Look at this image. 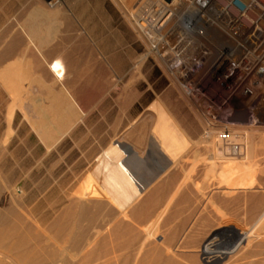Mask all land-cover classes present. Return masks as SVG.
<instances>
[{
    "label": "rangeland",
    "instance_id": "obj_1",
    "mask_svg": "<svg viewBox=\"0 0 264 264\" xmlns=\"http://www.w3.org/2000/svg\"><path fill=\"white\" fill-rule=\"evenodd\" d=\"M47 1L0 0V45L3 43L0 46V69L8 62L14 72L19 70L17 65L21 63L24 69L37 73L20 76L15 70L12 77L0 78V219L8 221L4 230H9L12 222L19 221L20 225L39 226L44 244L49 243L59 252L54 264L81 262L84 254L81 249L73 248V241L59 235L60 227L67 233L82 230L90 238L88 240L87 237L85 243L89 247L87 249L94 253L97 251L93 258H100L93 259L90 264H103L105 261L109 264H165L170 261V264L172 261L176 264H210L202 257L203 247L200 246L203 239L217 237L213 233L218 229L216 207L223 198L214 193L219 165L212 173L208 171L206 174L209 164L219 162L213 151L215 138L212 136L237 132L236 135L245 138L249 132H255L256 141L263 145L264 95L229 98L221 93L220 86L212 82L200 83L202 92L191 95L177 73L167 67L164 58L152 52L150 31L143 30L139 24H132L125 2L121 3L122 11L113 0H60L63 10L50 13L56 7L49 6ZM155 1L157 3V0H140L141 9L137 14H151ZM32 14L38 18L37 21L40 20L37 29L29 27L30 23L26 24ZM31 37L39 50L33 45L28 47ZM16 46H21L16 51L18 53H7ZM54 46H59L66 60L67 73L61 82L51 75L46 63L54 56ZM160 119L169 122L172 129L169 135H179L178 148L181 150L176 151V146L169 143V136L164 138L163 144L156 143L154 134L162 122ZM254 119L257 121L253 123ZM257 127L259 130L255 131ZM155 147L161 152L153 151ZM126 150L144 158L147 163L139 167L137 173L152 165L156 167L165 160V156L176 153L175 159L159 171L156 179H161L158 181L162 185L155 179L154 186L125 212L128 217L132 215L131 220L115 204L121 195L119 191L122 193L127 183L119 186L113 198L109 185L107 189L103 187L104 178L118 174L119 159ZM243 160H240L242 166L240 161L233 163V166L238 165L236 179L239 190L228 197L234 200L227 214L229 218L233 216L229 220L237 227L251 224V215L247 213L249 205L253 202L264 204V184L259 186L256 181L252 185L247 183L248 176L251 173L256 175V172L244 166L251 161ZM208 189L213 194V201L206 205L201 199ZM172 204H176L175 208ZM81 207H89L88 215L83 219H79ZM177 207L179 211L176 213ZM77 221L80 222L78 226L74 224ZM132 230H135L134 238ZM122 237H127V240L132 237L133 246L122 249ZM113 248L115 251L118 249L116 253L111 250ZM0 249V259L4 257V264H18L12 255L8 254L10 258L5 256V249ZM107 249L112 254L108 252L109 255L103 256ZM259 257L264 258V255ZM240 259L241 256L233 255L219 264H248L250 259L259 258Z\"/></svg>",
    "mask_w": 264,
    "mask_h": 264
},
{
    "label": "bare ground",
    "instance_id": "obj_2",
    "mask_svg": "<svg viewBox=\"0 0 264 264\" xmlns=\"http://www.w3.org/2000/svg\"><path fill=\"white\" fill-rule=\"evenodd\" d=\"M114 3L119 7L121 8V3L125 2L127 3V11H128V15L131 17L132 19V24H139V27L142 28L143 30H150L151 29V22H150V14H147L146 12L143 13L141 16L138 15L137 13L140 11L141 9V5H140V0H113ZM48 5L52 6L54 5L56 8L54 11H49L48 9H46V11L48 10L50 13H57V12H60L62 9V4H61V1L60 0H49L47 1ZM156 4V1L155 3ZM66 5V4H65ZM143 5V4H142ZM48 6V7H49ZM146 7V6H145ZM144 7V8H145ZM149 7V5L147 6ZM123 8V6H122ZM121 8V9H122ZM143 8V7H142ZM143 8V9H144ZM150 8V7H149ZM52 9V8H51ZM66 10V9H65ZM68 10V9H67ZM148 10V9H147ZM34 11V10H33ZM123 11V9H122ZM152 10H150L149 13H151ZM67 12V11H66ZM54 13V14H55ZM142 13V12H141ZM137 14V16H136ZM140 14V13H139ZM38 16V15H37ZM31 18H29V20L26 21V24L27 23H30L31 26L29 27H32V28H36L37 29V26L40 24L39 21H37V19H35V16L32 14L30 15ZM59 17V16H58ZM73 19V18H72ZM71 24V23H70ZM13 25V24H11ZM68 25V24H67ZM27 26V25H26ZM25 26V27H26ZM70 26V25H68ZM72 26V25H71ZM10 27V26H9ZM52 27V25H51ZM28 28V27H27ZM54 28V27H53ZM15 29V28H14ZM52 29V28H51ZM6 30V29H5ZM35 29H33L34 31ZM75 30V29H74ZM9 31V30H8ZM32 30H30L31 32ZM57 31V30H56ZM13 32V31H12ZM29 32V33H30ZM137 32V31H136ZM34 33V32H33ZM13 34V33H12ZM27 34V32H26ZM31 34V33H30ZM80 34V33H79ZM10 35V34H8ZM32 36V34H31ZM1 37V36H0ZM12 37V36H11ZM148 37V36H146ZM143 38V37H142ZM9 39V37L6 39V41ZM20 39V38H19ZM18 40V39H17ZM6 41H4V43H6ZM15 41V40H14ZM2 42V41H0ZM151 42V41H150ZM21 43V42H20ZM78 43V42H77ZM13 45L15 44L14 42L12 43ZM11 44V45H12ZM80 44V43H78ZM3 45V43H2ZM0 45V46H2ZM34 46L36 49L39 50V47L38 45L35 43L33 37H31V39H29V42H28V47L30 46ZM4 47V46H3ZM2 47V48H3ZM8 48V46H6ZM17 47V46H16ZM19 47V46H18ZM13 48L11 47L7 52L8 54H15V53H18L16 52L19 48ZM27 46H25L26 48ZM24 48V47H23ZM5 50V49H4ZM20 50H22L21 52H23V49L21 48ZM53 50L55 51L54 52V56H52V58H50L49 60H47V66H48V71L51 73V75H53L55 77V79L59 82L63 81L65 79V76H66V73H67V70H66V60H65V56H64V53L61 52V49L59 48V46H54L53 47ZM67 50V49H66ZM20 52V51H19ZM42 54V53H41ZM18 56V55H17ZM26 56V55H25ZM4 57V56H3ZM1 57V58H3ZM26 58V57H25ZM22 59V58H21ZM20 59V60H21ZM1 60V59H0ZM12 61V60H11ZM18 61V60H17ZM23 61V60H22ZM26 61V60H25ZM1 62V61H0ZM3 62V61H2ZM6 63V61H5ZM10 63V61H9ZM18 63V62H17ZM17 65V64H16ZM4 66V65H3ZM12 66V64H11ZM19 67V70H16L17 71V74L20 75V76H26V74H29L31 73L32 76L34 75H37L36 72H32V71H28L26 69H24L21 65V63H18L17 65ZM25 66V64L23 65ZM17 67V69H18ZM14 70V72H15ZM44 70V69H43ZM46 70V69H45ZM11 68H10V64L8 65V62L7 64H5V66L0 69V78H6V77H12L13 74H15ZM78 72V71H76ZM47 75V74H46ZM30 76V75H29ZM18 77V76H17ZM35 78V77H34ZM9 80V79H8ZM7 80V81H8ZM41 81V80H40ZM254 95V94H253ZM257 96V95H255ZM254 108V107H253ZM251 113V111H250ZM254 114V112H253ZM256 114V112H255ZM254 114V115H255ZM259 115V114H258ZM53 116V115H52ZM262 116V115H261ZM27 117V116H26ZM260 117V116H259ZM162 119V118H161ZM160 119V122L162 121ZM166 119V118H165ZM172 119V118H171ZM51 120V119H50ZM174 120V119H172ZM166 121V120H165ZM165 121H162L160 124H158V127H157V131L156 133L154 134V140H156V143H159V144H163L164 143V138L168 136L170 137V141L169 143L171 145H175L176 146V151H179L180 148H178V144H179V135H177L176 133H173V134H170L172 129L171 127L169 126V122L166 123ZM257 121L254 119L253 123ZM152 122V121H151ZM173 122V121H172ZM176 122V121H174ZM259 123V122H256V124ZM152 124V123H151ZM253 125V124H251ZM206 126V125H205ZM209 126V125H208ZM246 126V125H245ZM257 126V125H256ZM259 126V125H258ZM244 127V126H242ZM249 127V126H248ZM179 128V127H178ZM239 128V127H238ZM246 128V127H244ZM252 128V127H251ZM258 128V127H257ZM208 129V128H207ZM224 129H227L226 127ZM236 129V128H235ZM156 130V129H155ZM182 131V129H180ZM231 130V128H230ZM239 130H241L239 128ZM245 130V129H244ZM249 130V129H248ZM256 130H259L258 129H255ZM263 130V129H262ZM252 131V130H250ZM225 132V131H224ZM241 132V131H240ZM238 132V133H240ZM249 132V131H248ZM183 133V132H182ZM220 133V131H219ZM243 133V132H241ZM247 133V132H246ZM264 133V131H263ZM184 134V133H183ZM237 134V132H236ZM235 133L231 134V133H228V135H225V134H221L219 136H212L215 138V140L213 141V151H214V154L217 156L216 158L219 160V162H213L211 164L209 163H204V164H209L208 167H206V174H208V171H214L217 166L219 165V172H218V180L217 183H216V186H215V189L216 191L214 192L215 194L217 195H220L222 196L223 198H221L218 202V208L216 207L217 209V224H218V231L217 230H214L216 232H213V233H216L217 234V237L214 238V237H208V238H205L203 239V241L201 242V248L203 247V249L201 250L202 253V257L205 259L206 262L210 263V264H219L220 262H222L224 259H226L227 257H232L233 255H238V257H242V260L243 261L244 259H248V258H253V257H258L259 259L258 260H254V261H251L252 259H250L249 263L248 264H264V258H261L259 256H263L264 255V204L263 202L262 203H252L251 205H249V209L250 211L246 212L249 213L251 215V224L248 225L247 227H237L235 225H233L231 223V221L229 220L230 218L228 217V214L229 211L231 210V203L232 201L234 200H231V198H228V197H231L232 195H234L235 193L237 194V191L239 190V184H238V181L236 179V175H237V166H233V163L235 162H239L240 160H243V159H246V160H249L248 162L251 163L250 164H247L245 165L244 163V166L246 169L252 171V172H256V175H253V173H251V175L248 176V181L247 183L249 182L250 185L254 184L255 181L259 184V186L263 185L264 184V142H263V145L258 141H256L255 139V132H249L247 134V137L245 138H242V136H238L236 135ZM262 134V133H260ZM49 135V134H48ZM206 135V134H205ZM212 135V134H210ZM217 135V134H216ZM264 135V134H263ZM200 136V134H199ZM257 136V135H256ZM185 137V136H184ZM45 138V137H43ZM167 138H166V141H167ZM192 138V137H191ZM195 138V137H194ZM213 138V139H214ZM258 138V136H257ZM261 138V137H260ZM259 139V138H258ZM151 140V139H150ZM159 140H161L159 142ZM263 140V139H262ZM190 142V141H189ZM168 143V141H167ZM188 143V142H187ZM194 144V143H193ZM157 146V145H156ZM161 147V146H160ZM210 147V146H209ZM122 149V148H121ZM168 150V149H167ZM181 150V149H180ZM183 150V149H182ZM132 151V150H131ZM155 152L157 153H160V149L158 148H154ZM152 151V152H153ZM175 151V152H176ZM196 151V150H195ZM151 152V153H152ZM185 152V151H184ZM176 153H173V154H170V155H167V156H163L165 158V160L163 162H159L160 164H158V160L156 161L158 165H156L154 163V165H156V167H152L150 166L146 171L144 172H140V173H137L136 171L138 169H140L139 167L143 166V165H146V161L144 158H138L137 156L134 155V153L132 152H127V150L125 152L122 153V155L120 156V159H119V172L117 175H114L110 178H104V188L107 189V185H109V188H110V192L112 194V198L114 197L115 193L117 192L119 186L122 184V185H127L125 186V189L123 190V192L121 193V191H119V194H121L118 198H117V201H116V206L118 208V210L122 213H125L127 212V210H129V208L131 207V205L133 206L134 203H136L135 201H137L138 198L142 197L143 195H145V193H147L149 191V188H151V186L153 187L155 184L154 180L157 178V176H159V171H161L162 168H164V166H167V164L169 163L170 160H172L176 155ZM179 154V153H177ZM195 154V153H193ZM153 155V154H151ZM199 155V154H198ZM162 157V158H163ZM203 157V156H202ZM146 160L147 157H145ZM153 158V157H151ZM161 159V158H160ZM175 159V158H174ZM201 160V159H200ZM177 161V160H176ZM244 161V160H243ZM181 162V161H179ZM189 162V161H188ZM199 162V161H198ZM241 162V161H240ZM245 162V161H244ZM174 163V162H173ZM191 163V162H190ZM203 163V162H201ZM181 164V163H180ZM238 164V163H237ZM169 165V164H168ZM172 164H170L171 166ZM177 165V164H176ZM187 165V162L186 164ZM199 165V164H198ZM240 166H242V162L239 163ZM149 166V165H148ZM173 167L175 166L172 165ZM191 166V165H189ZM196 166V165H195ZM243 166V167H244ZM147 167V166H146ZM169 167V166H168ZM204 167V166H202ZM205 168V167H204ZM156 169V170H155ZM167 169V167L165 168ZM170 169V168H169ZM179 169V168H178ZM192 169H194L192 167ZM200 169V168H199ZM244 169V168H243ZM168 170V169H167ZM171 170V169H170ZM191 170V169H190ZM169 171V170H168ZM180 171V169H179ZM182 171V169H181ZM193 171V170H192ZM249 171V172H250ZM166 172V171H165ZM171 172V171H170ZM169 172V173H170ZM168 173V172H167ZM173 173V172H172ZM183 173V172H182ZM197 173V172H196ZM203 173V172H202ZM212 173V172H211ZM210 173V174H211ZM194 174V173H193ZM192 174V176H193ZM217 175V173H215ZM239 174V173H238ZM243 174V173H242ZM165 176L167 175L166 173L164 174ZM185 176L188 175V174H184ZM246 175V174H245ZM184 176V177H185ZM101 177V176H100ZM162 177V176H161ZM191 177V175H190ZM160 178V177H159ZM175 178V177H174ZM179 178V176L177 177V179ZM208 178V177H207ZM216 178V179H217ZM168 179V178H167ZM188 179V178H187ZM211 179V178H210ZM215 179V178H214ZM157 180V179H156ZM158 180H161V179H158ZM157 180V181H158ZM184 180V179H183ZM192 180V178H191ZM186 181V180H185ZM184 181V182H185ZM215 181V182H216ZM154 182V183H153ZM245 182V181H244ZM157 183V182H156ZM243 183V182H242ZM246 183V185H248ZM159 184V181L158 183ZM170 184V183H169ZM168 184V185H169ZM181 184V183H180ZM210 184V182H209ZM213 184V183H212ZM159 185H162L159 184ZM184 185V184H183ZM211 185V184H210ZM248 185V186H250ZM158 186V185H157ZM156 186V187H157ZM174 186V185H173ZM171 186V187H173ZM180 186V185H178ZM177 186V187H178ZM170 187V188H171ZM181 187H182V184H181ZM191 187V186H190ZM212 187V186H211ZM210 187V188H211ZM256 187V186H255ZM162 188V186H161ZM166 188V187H165ZM188 188V186H187ZM209 188V189H210ZM120 189V188H119ZM175 189V187H174ZM179 189V187H178ZM177 189V190H178ZM184 189V188H183ZM208 189V192L205 191L204 193V197L203 199L201 200H204V203L206 205H208V203H210L212 199V195H211V191ZM213 189V188H211ZM158 190V189H157ZM169 190V189H168ZM172 190V188H171ZM180 190V189H179ZM88 191V190H87ZM102 191V190H101ZM100 191V193H101ZM104 191V190H103ZM107 190V193L109 192ZM156 191V190H154ZM161 191V190H160ZM200 191V190H199ZM253 191V190H252ZM175 192V191H174ZM185 192V191H183ZM189 192V191H188ZM191 192V190H190ZM213 192V191H212ZM99 193V192H98ZM105 193V191H104ZM154 193V192H153ZM158 193V192H157ZM182 193V192H181ZM103 194V193H102ZM110 193H108L107 195H109ZM118 194V193H117ZM118 194V195H119ZM167 194V193H166ZM170 194V193H169ZM179 195V193H177ZM188 194V193H187ZM191 194V193H189ZM239 194V193H238ZM256 194V193H255ZM254 194V195H255ZM94 195V193H93ZM159 195V193L157 194ZM173 195V194H172ZM181 195V194H180ZM179 195V196H180ZM242 195V194H241ZM91 196V195H90ZM110 196V195H109ZM150 196V194H149ZM243 196V195H242ZM100 197V196H99ZM158 197V196H157ZM175 197V195H174ZM178 197V196H177ZM176 197V199H177ZM188 197V196H187ZM215 197V196H214ZM246 197V196H245ZM88 198V197H87ZM104 198V197H103ZM105 198H106V195H105ZM151 198V197H150ZM161 198V197H160ZM172 198V196H171ZM262 198V197H261ZM93 199V198H91ZM89 198V200H91ZM95 199V198H94ZM109 199V198H108ZM168 199V198H167ZM175 199V198H174ZM179 199V198H178ZM105 200V199H104ZM182 200V199H181ZM200 200V199H199ZM252 200V199H251ZM263 200V199H262ZM96 201V200H95ZM98 201V199H97ZM102 201V200H101ZM107 201V200H106ZM105 201V202H106ZM149 201V200H148ZM158 201H160V199H158ZM172 201V200H171ZM176 201V200H175ZM183 201H185L183 199ZM255 201V200H254ZM94 202V201H93ZM110 202V200H109ZM236 202V201H235ZM104 203V202H103ZM108 203V202H107ZM157 203V202H156ZM161 203V202H160ZM168 203V202H167ZM178 203V200L177 202ZM184 203V202H183ZM204 203H202L204 205ZM217 203V202H216ZM240 203V202H239ZM249 203V202H248ZM109 204V203H108ZM182 204V203H180ZM191 204V203H190ZM78 205V204H77ZM90 205V203H89ZM87 206V205H86ZM103 206V205H101ZM149 206V205H148ZM166 206V205H165ZM164 206V208H165ZM170 206V204H169ZM168 206V207H169ZM172 206H174L172 204ZM176 206V204H175ZM174 206V208H175ZM179 206V205H178ZM182 206V205H181ZM180 206V207H181ZM91 207V206H90ZM214 207V206H213ZM82 208V212H80L79 214V219H83L82 217H87L88 213H87V210L88 208L87 207H81ZM140 208V207H139ZM149 208V207H148ZM163 208V209H164ZM167 208V207H166ZM171 210H172V207H170ZM183 208V207H182ZM77 209V208H76ZM177 211L175 210V212L177 213L179 211L178 207L176 208ZM181 209V208H180ZM234 209V208H233ZM242 209H244V207H242ZM247 209V208H245ZM78 210V209H77ZM81 210V209H80ZM141 210V209H140ZM170 210V209H169ZM69 211V210H68ZM73 211V210H72ZM76 211V210H74ZM116 211V209H115ZM150 211V210H149ZM236 211V210H235ZM118 212V211H117ZM148 212V211H146ZM159 212V211H158ZM161 212H162V209H161ZM166 212V211H165ZM163 212V213H165ZM173 212L170 211V213ZM174 212V213H175ZM245 212V214H246ZM66 213V212H65ZM68 213V212H67ZM120 213V214H122ZM168 213V212H166ZM175 213V214H176ZM238 212H236L237 214ZM241 212H239L240 214ZM76 214V213H75ZM126 214V213H125ZM148 214V213H147ZM158 214V213H157ZM180 214V213H179ZM211 214V213H210ZM232 214V212H231ZM235 214V213H234ZM238 214V215H239ZM71 215V214H70ZM73 215V214H72ZM108 215V214H107ZM127 215V214H126ZM124 215V216H126ZM177 215V214H176ZM247 215V214H246ZM77 216V215H76ZM93 216V215H92ZM122 216V215H121ZM123 216V217H124ZM132 217V215H130ZM130 216L128 217V215L126 217L130 218ZM142 216V215H141ZM157 216V215H156ZM155 216V217H156ZM197 216V215H196ZM230 216V214H229ZM240 216V215H239ZM1 217V216H0ZM90 217V216H89ZM144 217V216H142ZM244 216H242L243 218ZM250 217V216H249ZM71 218V217H70ZM93 218V217H92ZM122 218V217H121ZM127 218V219H128ZM158 218L161 219V217H159L158 215ZM165 218V217H164ZM174 218V216H173ZM235 218V217H234ZM245 218V217H244ZM68 219V218H67ZM66 219V220H67ZM85 219V218H84ZM119 219V218H118ZM157 219V218H156ZM159 219V220H160ZM196 219V218H195ZM6 220V219H5ZM3 219H0V247L5 249L6 252H4L3 254H7L5 256H8L9 255H12V258L13 260L15 261V263L17 262L18 264H54L55 262V257L57 256V252L55 249L51 248L50 245L48 244H44V235H43V232L41 231V229L39 228V226H36V227H33L32 225H20V221L19 223L17 222H12L10 225H9V230H4V226L7 225V222L8 221H5ZM65 220V221H66ZM70 220V219H69ZM68 220V222H69ZM78 220V218H77ZM90 220V219H89ZM120 220V219H119ZM126 220V219H125ZM131 220V218L129 219ZM136 220V219H135ZM149 220V219H148ZM164 220V219H163ZM123 221V220H122ZM134 221V220H133ZM153 221V220H152ZM157 221V220H156ZM57 222V221H56ZM67 222V223H68ZM74 222V221H73ZM117 222V220H116ZM121 222V221H120ZM129 222V221H128ZM144 222V221H143ZM151 222V221H150ZM155 222V220H154ZM163 222V221H161ZM166 222V221H165ZM64 223V222H63ZM63 223H62V228H63ZM78 223L80 222H76L74 223L75 225L78 226ZM82 223V222H81ZM118 223V222H117ZM122 223V222H121ZM119 223V225L121 224ZM125 223V222H124ZM138 223V221L136 222ZM148 223V222H147ZM153 223V222H152ZM158 223V221L156 222ZM164 223V222H163ZM65 224V223H64ZM73 224V225H74ZM131 224V223H130ZM236 224V223H234ZM25 225V226H24ZM81 225V224H80ZM115 225V223L113 224ZM125 225V224H124ZM153 225V224H152ZM155 225V224H154ZM122 226V225H121ZM135 226V224H134ZM141 226V225H140ZM138 225V227H140ZM246 226V225H245ZM65 227V226H64ZM72 227V225H71ZM74 227V226H73ZM83 227V226H82ZM86 228V227H85ZM145 227L144 226H141L140 229H142ZM148 228V227H147ZM151 228V227H150ZM213 228V227H212ZM79 229V227L77 228ZM84 230V227L82 228ZM88 229V228H87ZM86 229V230H87ZM118 229V228H117ZM127 229V228H126ZM133 229V228H132ZM135 230L137 228H134ZM171 229V228H170ZM210 229V228H209ZM73 231V229H71ZM85 230V232H86ZM111 230V229H110ZM116 230V229H114ZM130 230V229H129ZM134 230V231H135ZM143 230V229H142ZM146 230V229H145ZM174 230V229H173ZM172 230V232H173ZM189 230V229H188ZM211 230V229H210ZM70 230H68L69 232ZM75 231V230H74ZM82 230L80 231H76L74 233H67L66 229H61V227L59 228V235L63 237V235H65V237L68 239H70L71 241H73L74 244H72V246L74 245V249L75 250H80L81 251H84L83 253V259H80L82 260L81 262H75L74 264H90L93 262V259L95 260L96 258H93V254H95L97 251H95V253L92 251V250H88L86 246V241L87 239L89 238L86 234L84 235L83 234V231L81 232ZM132 230V234L133 235V232ZM176 231V230H174ZM181 231V230H180ZM81 232V233H80ZM88 232V231H87ZM118 232V231H116ZM126 232V231H124ZM131 232V230H130ZM145 232V231H144ZM147 232V231H146ZM149 232V231H148ZM178 232V230H177ZM190 232V231H189ZM211 232V231H210ZM140 233V231H139ZM151 233V232H149ZM187 233V231H186ZM90 234V233H89ZM129 236H130V233L128 232ZM209 234V233H207ZM54 235H57L58 237V234H54ZM117 235V234H116ZM123 235V233H122ZM121 235V236H122ZM125 236V235H124ZM135 235H133V238H134ZM178 236V235H177ZM46 237V236H45ZM88 237V238H87ZM117 237V236H116ZM119 237V236H118ZM180 237V235H179ZM59 238V237H58ZM57 238V239H58ZM65 238V239H66ZM120 238V237H119ZM124 238V237H122ZM129 238V237H128ZM132 237H130V239L127 240V237L126 239L124 238V241L122 243V249H127V247H131L133 246V239ZM177 238V237H176ZM184 237H182L183 239ZM103 239V238H102ZM121 239V238H120ZM136 239V238H135ZM47 241L49 240L46 239ZM90 240V238L88 239ZM97 240V239H96ZM104 240V239H103ZM138 240V239H137ZM136 240V241H137ZM62 241V240H60ZM68 241V240H67ZM106 241V240H104ZM180 241V240H179ZM178 241V243H180ZM49 242V241H48ZM51 242V241H50ZM88 242H91V241H88ZM96 242V241H95ZM119 242V241H118ZM72 243V242H71ZM51 244V243H50ZM57 244V243H56ZM106 244V245H105ZM104 246H105V249H106V246H107V243H105ZM110 244V243H109ZM115 244V242H114ZM94 245V244H93ZM121 245V243H120ZM144 245V244H142ZM141 245V246H142ZM228 245V246H226ZM56 246V245H55ZM71 246V247H72ZM113 246V245H112ZM111 245L109 247H112ZM145 246V245H144ZM179 246V245H178ZM177 246V247H178ZM60 247V246H59ZM68 247V246H67ZM125 247V248H124ZM143 247V246H142ZM154 247V246H153ZM65 248V247H64ZM89 248V247H88ZM141 248V247H140ZM95 249V248H94ZM93 249V250H94ZM121 249V250H122ZM142 249V248H141ZM167 249H170V248H167ZM178 249V248H177ZM1 250V249H0ZM112 251L114 250L111 249ZM118 250V249H117ZM116 250V251H117ZM138 250V249H137ZM176 250V249H175ZM186 250V249H185ZM4 251V250H3ZM116 251L114 250V253H116ZM169 251V250H168ZM192 251V250H191ZM78 252V251H77ZM108 249L101 253H103V256H106L108 254ZM69 253V252H68ZM111 253V252H109ZM173 253V252H172ZM9 254V255H8ZM112 254V253H111ZM180 254V253H179ZM109 255V254H108ZM240 255V256H239ZM96 256V255H95ZM161 254L158 255V257L160 258ZM163 256V255H162ZM169 256V255H168ZM7 257V259H8ZM59 257V255H58ZM80 257V256H79ZM164 257V256H163ZM4 257H2V260H3ZM10 258V257H9ZM68 258V257H67ZM67 258H64V260H66ZM193 258V257H192ZM234 258V257H233ZM261 258V259H260ZM63 259V258H62ZM77 259V258H76ZM100 259V258H99ZM98 258L96 260H99ZM102 259V258H101ZM169 259V258H168ZM235 259V258H234ZM0 259V264H4V261H2ZM6 260V259H4ZM12 260V261H13ZM61 260V259H60ZM104 260V259H103ZM158 260V259H157ZM157 260H154V261H157ZM236 260V259H235ZM249 260V259H248ZM7 261V260H6ZM11 261V260H10ZM68 261V260H67ZM110 261H111V258H110ZM109 261V262H110ZM114 261V260H113ZM152 261V260H151ZM161 261V260H159ZM170 261V260H168ZM233 261V259L231 260ZM241 261H239V263H242ZM63 262V260H62ZM103 262V261H102ZM238 261H236L237 263ZM108 263V262H107ZM106 261L103 263V264H107ZM167 263V262H166ZM165 263V264H166ZM171 261L167 264H170ZM175 263L172 261V264ZM6 264V262H5ZM8 264V263H7ZM9 264H14V263H9ZM64 264V262L62 263ZM66 264V262H65ZM70 264V263H69ZM99 264V262H98ZM109 264V263H108ZM111 264V263H110ZM148 264V263H146ZM153 264H160V263H153ZM176 264V263H175ZM229 264V263H228ZM238 264V263H237ZM246 264V263H245Z\"/></svg>",
    "mask_w": 264,
    "mask_h": 264
},
{
    "label": "built area",
    "instance_id": "obj_3",
    "mask_svg": "<svg viewBox=\"0 0 264 264\" xmlns=\"http://www.w3.org/2000/svg\"><path fill=\"white\" fill-rule=\"evenodd\" d=\"M150 22L152 52L191 95L202 82L229 98L264 95V0H157Z\"/></svg>",
    "mask_w": 264,
    "mask_h": 264
},
{
    "label": "water",
    "instance_id": "obj_4",
    "mask_svg": "<svg viewBox=\"0 0 264 264\" xmlns=\"http://www.w3.org/2000/svg\"><path fill=\"white\" fill-rule=\"evenodd\" d=\"M165 1H167V2H171L172 0H165Z\"/></svg>",
    "mask_w": 264,
    "mask_h": 264
}]
</instances>
